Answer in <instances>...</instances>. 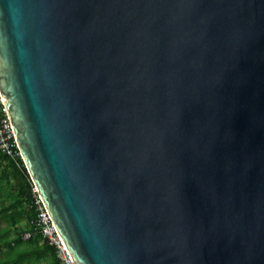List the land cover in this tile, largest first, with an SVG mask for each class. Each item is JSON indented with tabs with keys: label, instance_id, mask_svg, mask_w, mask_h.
<instances>
[{
	"label": "water",
	"instance_id": "water-1",
	"mask_svg": "<svg viewBox=\"0 0 264 264\" xmlns=\"http://www.w3.org/2000/svg\"><path fill=\"white\" fill-rule=\"evenodd\" d=\"M0 96L73 264H264V0H0Z\"/></svg>",
	"mask_w": 264,
	"mask_h": 264
},
{
	"label": "trees",
	"instance_id": "trees-1",
	"mask_svg": "<svg viewBox=\"0 0 264 264\" xmlns=\"http://www.w3.org/2000/svg\"><path fill=\"white\" fill-rule=\"evenodd\" d=\"M33 188L20 155L0 150V264H61L55 247L36 228ZM26 231L31 237L23 239Z\"/></svg>",
	"mask_w": 264,
	"mask_h": 264
},
{
	"label": "built area",
	"instance_id": "built-area-1",
	"mask_svg": "<svg viewBox=\"0 0 264 264\" xmlns=\"http://www.w3.org/2000/svg\"><path fill=\"white\" fill-rule=\"evenodd\" d=\"M15 147L17 148L13 129L0 96V150L14 156L19 154V151H16ZM33 191L36 192L35 188H33ZM35 203L37 204L35 224L38 232L50 245L55 247L56 255L61 264H73L38 195ZM31 233V231L24 232L22 234L23 239L31 237Z\"/></svg>",
	"mask_w": 264,
	"mask_h": 264
}]
</instances>
